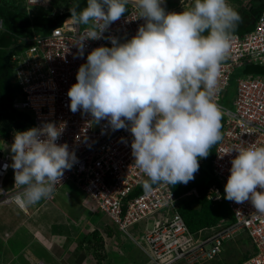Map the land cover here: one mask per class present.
<instances>
[{"label": "clouds", "instance_id": "9594fccd", "mask_svg": "<svg viewBox=\"0 0 264 264\" xmlns=\"http://www.w3.org/2000/svg\"><path fill=\"white\" fill-rule=\"evenodd\" d=\"M163 2L135 0L145 24L125 43L103 33L127 11L129 0H86L79 12L78 5L69 9L74 24L87 26L86 38L74 44L78 56L84 54L85 40L103 38L112 44L87 55L67 92L69 108L89 113L96 123L107 120L113 131H130L134 164L147 177L145 190L194 180L199 159L207 158L221 141L223 113L213 97L242 20L227 0H194L180 13H166ZM64 127L49 122L15 133L10 167L21 205L49 196L76 162L67 144L56 143ZM233 151L237 155L231 160L224 198L238 204L250 201L264 214V146L241 143L229 153Z\"/></svg>", "mask_w": 264, "mask_h": 264}, {"label": "built area", "instance_id": "2783aa9c", "mask_svg": "<svg viewBox=\"0 0 264 264\" xmlns=\"http://www.w3.org/2000/svg\"><path fill=\"white\" fill-rule=\"evenodd\" d=\"M185 1L187 3L189 0ZM168 2L171 0H164L162 7ZM30 5L43 9L51 6L49 0H27V12ZM180 11L178 3L172 9H165L166 13ZM65 12H69V9L58 13ZM144 24V18H138L135 0H129L127 11L110 24L103 36H111L119 43H125ZM0 31H4L1 18ZM86 36L87 26L74 24L68 16L47 31H33L31 36L17 38L16 43L8 49L13 81L19 89L11 106L14 111L29 113V122L25 123L24 129L12 130L1 140L0 189L6 194L0 195V206H15L27 212L35 205L24 206L15 199L19 189L14 187V172L10 167L13 162L10 146L15 133L40 128L49 122L56 125L63 123L65 127L56 143L67 144L69 152L75 153L76 162L70 170L64 171L60 183L55 184L52 193L43 198V202L53 200L63 185L73 184L85 195L82 204L92 212L99 210L105 213L111 224L143 254L146 261L143 260L142 264L209 263L240 234H245L252 252L239 264H264V214L257 213L250 201L239 204L228 201L233 222L221 220L213 227L192 233L178 208L181 200L199 197L196 189L192 188L178 197L170 185L159 183L150 190L134 194L147 177L134 164L130 131H113L107 120L96 123L89 113L82 110L73 113L69 108L67 92L77 82V71L86 63L87 55L97 47H112L108 39L85 40L84 54L80 57L74 44ZM233 36L221 68L218 90L213 97L223 113L222 139L213 148L210 165L219 185L212 184L206 193V198L214 202H220L224 197L231 160L237 155L235 151H229L241 143H245V146H264L262 76L244 74L239 77L231 102L232 109L221 106L223 94L237 68L264 65V8L251 31L242 36ZM201 161L200 158L199 165ZM5 164L9 165L6 171L3 169ZM198 175L199 172H196L194 177ZM257 191L261 189L257 188ZM143 223V231L135 238L130 229L137 227L139 231Z\"/></svg>", "mask_w": 264, "mask_h": 264}, {"label": "trees", "instance_id": "16d2710c", "mask_svg": "<svg viewBox=\"0 0 264 264\" xmlns=\"http://www.w3.org/2000/svg\"><path fill=\"white\" fill-rule=\"evenodd\" d=\"M176 2L177 1L173 3L176 4ZM22 3L24 4L23 0H0V18L3 21L4 27V31H0V140L5 138L12 130L24 129L26 127L25 123L29 122V113L14 111L11 106L12 99L18 93L19 89L13 81V72L8 49L16 43L17 38L31 36L33 31H47L58 25L64 18L71 15L70 11L61 14L57 11V14L53 17L41 11L31 14L29 11L27 12ZM193 3L194 0L187 1V3H185V10L192 7ZM261 4H264V0H249L246 3L243 9L238 12L242 20L237 25L233 34L242 36L253 29L255 21L259 17L264 5L258 9L254 16H252L251 11ZM77 5V11L79 12L86 7V0H72V2H69V9ZM251 17L252 19L247 22V19ZM243 67L244 74L258 75L264 78V65H244ZM213 148L214 146L210 149L207 158H201L202 161L198 170L199 175L195 177L190 184L185 187L183 184H177L175 186L170 185L171 190L178 197L192 188L196 189L199 195L197 199L193 198L189 201L181 200L178 208L179 214L192 233H196L203 228L215 226L221 220H228L229 222L234 221L233 215L228 207V200L223 197L220 202H214L206 198L208 188L212 184L219 185L213 176L210 166ZM155 185L156 184L151 187ZM144 190L143 185H141L134 194ZM111 234L112 230L109 226L106 228V235L112 237L113 235ZM90 238L93 239L98 247H101L102 237L98 231H93ZM249 254L250 253L242 255L241 259L232 264H239L241 260L247 258ZM130 257V254H128L131 263L140 264L136 258ZM218 257L217 260L215 259L216 262H214V260L211 264H213V262L214 264H229L226 260H220L221 257Z\"/></svg>", "mask_w": 264, "mask_h": 264}, {"label": "crops", "instance_id": "0c3cea01", "mask_svg": "<svg viewBox=\"0 0 264 264\" xmlns=\"http://www.w3.org/2000/svg\"><path fill=\"white\" fill-rule=\"evenodd\" d=\"M67 186L77 190L67 183L53 200H40L31 211L0 206V264H116L112 254L122 255L116 243L109 241L114 235L104 240L102 227H94L87 218V212L96 211L82 204L85 198L70 207L58 204L71 195ZM95 230L102 237L101 247L90 238Z\"/></svg>", "mask_w": 264, "mask_h": 264}, {"label": "rangeland", "instance_id": "374dc122", "mask_svg": "<svg viewBox=\"0 0 264 264\" xmlns=\"http://www.w3.org/2000/svg\"><path fill=\"white\" fill-rule=\"evenodd\" d=\"M174 1L175 0H171V2H168L164 6V9H172L175 7V5H177V3H178V7L181 9L180 12H182L186 9L185 5H184L186 2L185 0H177L176 4L173 3ZM248 1L249 0H227L228 4L237 12H240ZM23 2H24V4L23 3L22 4H23V6H25L27 3V0H26V2H25V0H23ZM69 2H72V0H49V3L51 4V6H47L45 9H41V8H37L33 5H30L31 8H30L29 12L31 14H35L37 11L38 12L41 11L42 13L52 17V15L56 14V11H63V10L69 9V6H68ZM263 5L264 4H261L259 7H256V9H253L251 11L252 16H254L255 13L258 11V9L261 8ZM251 19H252V17L247 19V22L250 21ZM11 69H12V67H11ZM243 72H244V67H240V68H237L234 71V73L232 74L230 84H229L228 88L226 89V91L224 92L223 97L221 99V106L228 108V109H232L231 102H232V100L234 98V94H235L236 80L239 77L243 76V74H244ZM2 146H3V143L0 140V147H2ZM67 187H70L71 195L67 196V199H65V200H61V201L58 200V204H60L61 206H65V207L69 206L70 207L73 205H77V204H79V200H82L83 198H85V195L82 192H80L78 189L76 190L72 186H67ZM31 209L32 208H29L28 210L31 211ZM69 209H71V208H69ZM0 210H2V208H0ZM83 215H84V213H83ZM86 215H87V218L90 219V221L94 225V227H96V228L102 227L103 238L106 241H108L110 238H112V237H107V235H106V228L111 226L110 227V229L112 230L111 235H114V236L109 241L116 243L115 246L117 248H119L121 255H122V257L119 258V257H117V254L116 255L112 254V257L113 256L115 257L116 264H122V262L129 261L128 254H130V256H131L130 258H136V260H138L140 264L143 263V260H145L143 254L139 250L136 249L134 244H132V242L127 239L125 234L119 232L117 230V228L111 224L109 217L105 213L97 210L96 213H93L92 215L89 212H87ZM105 224H107L108 226ZM103 225H104V227H103ZM149 225H151L150 221H149ZM139 227H140L139 231H137V229H136L137 227L130 229L132 231L131 234H134L135 238H138L140 236V234H141L140 231H143L144 223L141 224ZM251 252H252V249H251L249 240L247 239L245 234H240L238 237H236L233 241H231L229 244H227L224 247L222 254L218 258L221 257L220 260L223 259V260H226L229 264H232L235 261L241 259L242 255L247 254V253H251ZM216 260L214 262H216ZM214 262H213V264H214ZM131 264H133V263H131ZM180 264H183V263H180ZM205 264H211V263H205Z\"/></svg>", "mask_w": 264, "mask_h": 264}]
</instances>
